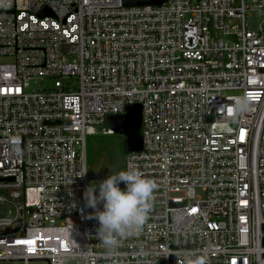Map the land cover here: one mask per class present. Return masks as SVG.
I'll return each mask as SVG.
<instances>
[{"label": "built area", "instance_id": "2783aa9c", "mask_svg": "<svg viewBox=\"0 0 264 264\" xmlns=\"http://www.w3.org/2000/svg\"><path fill=\"white\" fill-rule=\"evenodd\" d=\"M0 57V264H264V0H0ZM136 103L156 189L107 255L85 137Z\"/></svg>", "mask_w": 264, "mask_h": 264}, {"label": "clouds", "instance_id": "9594fccd", "mask_svg": "<svg viewBox=\"0 0 264 264\" xmlns=\"http://www.w3.org/2000/svg\"><path fill=\"white\" fill-rule=\"evenodd\" d=\"M245 102L243 98L238 102V110ZM16 154L19 155V152ZM86 173L84 171L78 177ZM155 189L153 180L146 178L132 164L127 165L125 170L108 175L97 187H86L83 194L85 207L93 211L85 218L97 221L96 238L105 254H116L123 239L143 228L152 209ZM184 264H206V257L187 253Z\"/></svg>", "mask_w": 264, "mask_h": 264}, {"label": "rangeland", "instance_id": "374dc122", "mask_svg": "<svg viewBox=\"0 0 264 264\" xmlns=\"http://www.w3.org/2000/svg\"><path fill=\"white\" fill-rule=\"evenodd\" d=\"M259 17L260 13H248L246 15L248 26L254 28ZM0 61H9V59L0 57ZM46 84L50 85L49 80L40 82L33 79L30 81V88H39ZM107 128V123H103L96 128V131L88 133L85 137L86 177L87 186L90 188L97 187L108 175L116 174L125 168V136L116 132L103 133ZM7 213V204L0 205V215Z\"/></svg>", "mask_w": 264, "mask_h": 264}, {"label": "water", "instance_id": "95a60500", "mask_svg": "<svg viewBox=\"0 0 264 264\" xmlns=\"http://www.w3.org/2000/svg\"><path fill=\"white\" fill-rule=\"evenodd\" d=\"M167 0H122L125 6L159 5ZM108 126L113 132L122 133L125 136V148L127 152L139 151L142 148L141 128V105L129 104L123 114L110 115L106 118ZM123 187V183L120 184ZM10 232L6 229L0 233Z\"/></svg>", "mask_w": 264, "mask_h": 264}, {"label": "snow or ice", "instance_id": "6c2138e0", "mask_svg": "<svg viewBox=\"0 0 264 264\" xmlns=\"http://www.w3.org/2000/svg\"><path fill=\"white\" fill-rule=\"evenodd\" d=\"M19 243H29V244H31V243H33V241H20Z\"/></svg>", "mask_w": 264, "mask_h": 264}, {"label": "trees", "instance_id": "16d2710c", "mask_svg": "<svg viewBox=\"0 0 264 264\" xmlns=\"http://www.w3.org/2000/svg\"><path fill=\"white\" fill-rule=\"evenodd\" d=\"M124 151H126V148L124 147ZM126 153H127V151H126Z\"/></svg>", "mask_w": 264, "mask_h": 264}]
</instances>
